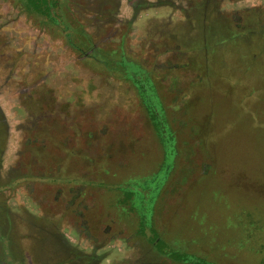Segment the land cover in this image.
<instances>
[{"label":"rangeland","instance_id":"obj_1","mask_svg":"<svg viewBox=\"0 0 264 264\" xmlns=\"http://www.w3.org/2000/svg\"><path fill=\"white\" fill-rule=\"evenodd\" d=\"M61 9L0 0V264H264V0Z\"/></svg>","mask_w":264,"mask_h":264},{"label":"trees","instance_id":"obj_2","mask_svg":"<svg viewBox=\"0 0 264 264\" xmlns=\"http://www.w3.org/2000/svg\"><path fill=\"white\" fill-rule=\"evenodd\" d=\"M21 1V0H20ZM26 7V10L30 13H34L43 19L47 24L52 25L56 28H63L62 31L65 34L67 43L73 47L77 44L73 43V39L71 38V33L68 32V26L63 20L62 9H61V0H22ZM60 8L61 12L54 13V10ZM90 49H92V45H89ZM117 65H121L122 69H124V74L126 77L132 81L133 85L139 92V96L141 95L142 100H150L145 96L146 89L144 88L145 81L149 82L148 76L146 72H142L141 66L137 65L138 63L126 58L123 53L120 54L119 60L116 61ZM140 69V70H139ZM144 91V92H143ZM145 97V98H144ZM155 125L158 127V121H153ZM156 243H159L158 239H154Z\"/></svg>","mask_w":264,"mask_h":264},{"label":"flooded vegetation","instance_id":"obj_3","mask_svg":"<svg viewBox=\"0 0 264 264\" xmlns=\"http://www.w3.org/2000/svg\"><path fill=\"white\" fill-rule=\"evenodd\" d=\"M146 3L148 4V2H146ZM4 122H5V121H4V119L1 117V112H0V127H1L2 124H4Z\"/></svg>","mask_w":264,"mask_h":264}]
</instances>
